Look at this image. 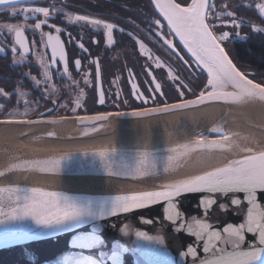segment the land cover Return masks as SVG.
<instances>
[{"label": "water", "instance_id": "1", "mask_svg": "<svg viewBox=\"0 0 264 264\" xmlns=\"http://www.w3.org/2000/svg\"><path fill=\"white\" fill-rule=\"evenodd\" d=\"M34 1L41 0H17L13 4ZM151 2L167 27V21L160 15L153 0ZM7 5L12 4L0 6ZM171 34L205 77L203 90L188 99L198 100L201 92L206 94L210 91L207 72L193 59L179 37ZM152 81L155 86L159 84L153 75ZM188 100L154 108L182 105ZM212 106H220L223 114L208 130L211 137L205 139L209 143L224 144L225 148L211 151L197 149L168 166V156L176 155L169 149H180L201 139L184 136L187 128L184 125L196 120L192 114ZM146 110L70 118L74 123L73 131L46 135L64 140L104 137L115 132L153 135L141 141L47 150L17 145L0 138V208L4 213L0 215V264H200L201 260L211 258V254L203 252L207 234L204 239L198 240L189 229L192 233L196 232L197 221H200L211 224L213 230H220L225 235L223 227L243 223L247 205L242 204L240 209L231 206V194L218 196L217 205L210 209L198 206V201L207 194L193 193L179 197L177 207L180 216L174 223L166 218V203L113 214V201L117 196L162 190L164 185L222 167L230 159L242 158L246 154L242 149L264 150V101H211L158 114H145ZM68 119L54 122L41 118L0 120V125L55 127ZM236 131L248 132L256 138L231 135ZM224 134L229 136L228 141L222 139ZM101 152L105 153L103 158ZM142 156L150 164L147 169L140 165ZM52 160L59 161L58 167L52 172L44 171ZM37 188L55 193L61 206L67 203L83 209V214L56 225L37 224L31 216L9 218L12 207L23 206ZM8 189L17 191L8 192ZM236 195L243 199L242 193ZM258 200L264 205V193H258ZM220 203L228 207L221 209L218 206ZM245 235L243 247L247 249L255 237ZM213 243L231 251V247L225 246L222 241ZM189 246L196 249L195 258L186 255Z\"/></svg>", "mask_w": 264, "mask_h": 264}, {"label": "flooded vegetation", "instance_id": "2", "mask_svg": "<svg viewBox=\"0 0 264 264\" xmlns=\"http://www.w3.org/2000/svg\"><path fill=\"white\" fill-rule=\"evenodd\" d=\"M37 7L48 9L49 16L27 11ZM234 7L236 13L229 16L234 19L230 23L238 30L255 32L256 13L264 19L259 12L264 0H235ZM209 8L207 24L214 35L218 36L217 29L223 34L227 22L212 18ZM77 15L112 23V43L107 42L102 27L71 19ZM36 23H41L39 29ZM8 26L23 32L27 52L16 43L15 31H9ZM257 28L264 30L261 25ZM47 35L60 36L64 61L57 57L52 62ZM165 39L178 52L169 48ZM0 49V120L41 118L54 122L139 111L191 99L205 85L203 73L168 32L151 0H41L0 6ZM76 60H80L78 69ZM242 73L250 79L254 74ZM152 75L160 85L158 91ZM68 97L72 100L63 104ZM16 106L19 111L13 112Z\"/></svg>", "mask_w": 264, "mask_h": 264}, {"label": "snow or ice", "instance_id": "3", "mask_svg": "<svg viewBox=\"0 0 264 264\" xmlns=\"http://www.w3.org/2000/svg\"><path fill=\"white\" fill-rule=\"evenodd\" d=\"M16 2L17 0H0V5ZM153 2L160 15L167 21L168 32L175 33V36L179 37L193 59L207 72V85L210 91L206 94L201 92L198 100H188L182 105L172 104L165 108L148 109L145 114L167 113L211 101H222L224 103L264 101V83L255 82L253 79L248 78L247 74L239 71L226 54L224 47L221 46V42L229 38V33L225 31L222 35L216 36L210 30L209 24L206 23L207 10L210 7L208 0H191V3L186 7H182L175 0H153ZM27 11L42 13L44 17L49 16L48 9L42 7L27 9ZM227 15L232 16V13L228 12ZM71 19L83 21L97 29L102 27L107 42L112 43V34L115 27L112 23H106L100 19H89V17L83 15H77ZM41 23H36L35 28L39 29ZM156 23L159 24V21H156ZM8 27L9 31H15L16 43L19 44L23 52H27L23 32L19 29H13L11 26ZM236 27H239V25H236ZM56 32L59 34L61 29L57 27ZM157 35H160V33L157 32ZM236 35L239 36V32ZM161 38L163 39V37ZM47 43L51 49L52 62L55 63L57 57L60 61H64V46L60 36L47 35ZM164 43L169 48L172 47L170 40L165 39ZM79 47L83 49L84 45L80 44ZM140 47L143 49L144 45L140 44ZM12 51L15 53L16 49L13 48ZM75 65L78 69L80 60H76ZM159 66V63H157V67ZM64 71H68L67 67ZM45 76L48 77L47 71ZM133 87L135 89V85ZM159 89L160 85L157 84L156 90ZM100 103H104L103 97H101ZM100 119H104V117H100ZM213 131L216 130L213 129ZM222 139L228 141L230 138L227 134H224ZM227 147L231 148L232 145H227ZM224 148V144L209 143L205 138H201L196 144L185 145L180 149H169L170 152L176 153V155L168 156V166H172L181 156L197 149L211 151ZM241 151L246 153L242 158L230 159L222 167H217L177 183L164 185L162 190L117 196L113 201V214L129 212L132 209L144 208L157 203H166L164 209L166 218L174 223L180 216L177 207L179 197L193 193L207 194L198 201V206L201 209H210L212 206L217 205L218 196L227 197L231 194V206L240 209L242 204L247 205L246 219L243 223L238 225L228 224L223 227L222 232L225 235H222L220 230H213L211 224L200 221H197L198 230L196 232L192 233L189 229L190 234L195 235L198 240L204 239V235L207 234L203 252L211 254V258L201 260L200 264H264V205L258 200V193H264V150L242 149ZM100 155L103 158L105 153L101 152ZM58 164V160L49 161L48 166L43 170L52 172L58 167ZM140 165L145 169L150 167L143 156ZM7 191L16 192L17 190L8 189ZM241 193L243 199L236 195ZM218 206L221 209L228 207L224 203H220ZM3 214V210L0 208V215ZM82 214L83 209L67 203L61 206L55 193L37 188L33 191L29 201L23 206L12 207L9 218H15L17 215L31 216L37 224L56 225L78 218ZM246 233L255 237V241L249 243L247 249L243 247ZM138 235L143 234L138 233ZM213 241H222L225 246L231 247V251L217 247V244ZM186 255L195 258L196 249L189 246Z\"/></svg>", "mask_w": 264, "mask_h": 264}, {"label": "bare ground", "instance_id": "4", "mask_svg": "<svg viewBox=\"0 0 264 264\" xmlns=\"http://www.w3.org/2000/svg\"><path fill=\"white\" fill-rule=\"evenodd\" d=\"M223 109L220 106H212L203 110H200L193 115L196 120L191 123H186L184 136L191 139H200L201 134L208 133L211 126L222 116ZM74 130L73 120L68 119L62 125L50 127L48 125H35V126H12V125H0V138L7 139L10 142L17 145H24L28 147L58 150V149H76L85 148L91 146H99L107 143H129L133 141H141L146 138L153 137L147 133H126L115 132L111 135L104 137H97L91 139H79V140H64V139H52L46 137L49 133H55L62 135ZM201 135V136H200ZM242 138H256L248 132L236 131L231 133ZM202 137V138H207Z\"/></svg>", "mask_w": 264, "mask_h": 264}, {"label": "trees", "instance_id": "5", "mask_svg": "<svg viewBox=\"0 0 264 264\" xmlns=\"http://www.w3.org/2000/svg\"><path fill=\"white\" fill-rule=\"evenodd\" d=\"M234 4L235 0H211L209 8L213 14L211 17L214 19L224 18L223 21L227 22L224 25V31L229 33V38L224 41V44L230 53L227 52L241 72L251 71L254 73L250 77L255 81V76L258 74L264 76V30L257 28L259 25L264 26V19L257 12L254 17L255 32L244 30V28L238 30L234 24L230 23L233 18L227 15L228 12L236 13ZM214 22L218 25V20H214ZM237 32H239V36L236 35Z\"/></svg>", "mask_w": 264, "mask_h": 264}, {"label": "rangeland", "instance_id": "6", "mask_svg": "<svg viewBox=\"0 0 264 264\" xmlns=\"http://www.w3.org/2000/svg\"><path fill=\"white\" fill-rule=\"evenodd\" d=\"M178 3H180V4H183V6L184 5H188V3L191 1V0H176ZM260 15L263 17V15H264V8H263V10L262 9H260ZM218 30V32H216L217 33V35L219 36V35H222L221 34V32H222V30H220V29H217ZM215 32V31H214ZM223 46L226 48V52L228 51L229 53H230V51L228 50V48H227V46L224 44V42H223ZM227 52V53H228ZM255 81L256 82H260V83H264V76L263 75H257V76H255ZM205 83V82H204ZM175 98V97H174ZM69 100H72L71 99V97H68V99H67V101H63V104H67L68 103V101ZM18 101H19V99H18ZM13 112H17V111H19V108H18V106H16V107H14V108H12L11 109ZM207 134L208 133H205V134H201L200 136V138H202V137H206L207 136Z\"/></svg>", "mask_w": 264, "mask_h": 264}]
</instances>
